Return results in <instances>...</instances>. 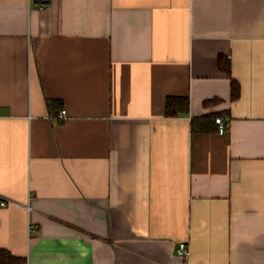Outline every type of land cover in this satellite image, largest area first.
<instances>
[{
    "label": "crops",
    "instance_id": "0c3cea01",
    "mask_svg": "<svg viewBox=\"0 0 264 264\" xmlns=\"http://www.w3.org/2000/svg\"><path fill=\"white\" fill-rule=\"evenodd\" d=\"M0 248L264 264V0H0Z\"/></svg>",
    "mask_w": 264,
    "mask_h": 264
},
{
    "label": "trees",
    "instance_id": "16d2710c",
    "mask_svg": "<svg viewBox=\"0 0 264 264\" xmlns=\"http://www.w3.org/2000/svg\"><path fill=\"white\" fill-rule=\"evenodd\" d=\"M222 60V59H221ZM220 60V61H221ZM223 71L230 75V65L227 61L221 62ZM240 95V87L237 81L231 79V98L232 100L238 99ZM213 100H207L205 105L209 104ZM166 115L169 117H175L180 114H188L190 112V99L188 96H170L167 98ZM218 115L210 114L202 117H194L191 121V127L193 131H214V125ZM0 264H27V260L22 257L13 255L9 250L0 248Z\"/></svg>",
    "mask_w": 264,
    "mask_h": 264
},
{
    "label": "built area",
    "instance_id": "2783aa9c",
    "mask_svg": "<svg viewBox=\"0 0 264 264\" xmlns=\"http://www.w3.org/2000/svg\"><path fill=\"white\" fill-rule=\"evenodd\" d=\"M57 118H58V120L60 122L65 121L68 118L67 110L63 109L61 111V113L58 115ZM216 123L218 125L217 130H218L219 133H225L227 131L228 123H229L228 118H226V117H217L216 118ZM12 203L13 202H11V201H2L1 205L2 206H7L8 204H12ZM32 229H33V227H32ZM178 253L181 256L187 258L189 256V246H188V244L187 243H181L179 245V248H178Z\"/></svg>",
    "mask_w": 264,
    "mask_h": 264
},
{
    "label": "water",
    "instance_id": "95a60500",
    "mask_svg": "<svg viewBox=\"0 0 264 264\" xmlns=\"http://www.w3.org/2000/svg\"><path fill=\"white\" fill-rule=\"evenodd\" d=\"M39 2V1H38ZM42 2V1H41ZM44 2V1H43Z\"/></svg>",
    "mask_w": 264,
    "mask_h": 264
}]
</instances>
